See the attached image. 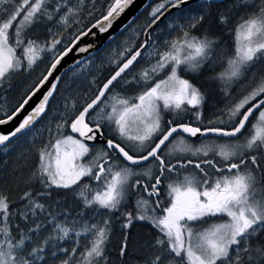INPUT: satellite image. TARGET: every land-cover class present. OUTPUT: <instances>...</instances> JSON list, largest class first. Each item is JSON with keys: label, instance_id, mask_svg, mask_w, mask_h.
Here are the masks:
<instances>
[{"label": "snow or ice", "instance_id": "obj_1", "mask_svg": "<svg viewBox=\"0 0 264 264\" xmlns=\"http://www.w3.org/2000/svg\"><path fill=\"white\" fill-rule=\"evenodd\" d=\"M83 2L75 0L73 5L66 0H0V93L6 85L11 87L15 73L31 72L42 54H51L48 66L24 88L14 107L9 108L6 96L0 94V125L25 113L11 132L0 133L3 150H7L14 138L29 137L38 121L48 115L62 81V77L54 75L61 62L74 52H89L94 42L80 46L81 40L95 37L93 29L100 34L108 33L133 0H110L107 8L100 10L99 17L70 32L67 43L59 29L52 32L51 28L50 42L42 44L25 38L27 31L42 19L65 29L73 23L81 24ZM185 3L186 0H160L153 6L143 29L144 43L125 46L117 54L119 59L112 57L114 72L78 110L75 102L65 97L64 114L56 128L59 132L68 125L71 111L74 117L70 122L71 131L79 133L83 140L59 133L54 143L40 150L36 175L45 189H70L84 177L96 181L95 190L83 184L78 193L85 207L94 211H119L126 200L135 197V214L126 213L122 227L127 229L134 220H139L156 229L154 243L147 245L154 253L147 264H264V240L261 239L264 237V4L237 24L234 51L222 64L223 70L214 77L220 82L228 103L208 119V126L201 127L204 94L182 78L178 70L183 65L185 71L198 72L223 59L224 54L214 39L191 32L202 26L211 13L193 16L176 38L165 41L163 50L151 41V31L168 8H179ZM241 3L245 4L246 0ZM210 4L211 0H205L200 8L210 7ZM92 5L87 12L89 18L97 11L95 0ZM217 19L220 24L228 22L223 14ZM131 23L122 28L126 30ZM18 49H22L20 54ZM145 54L155 57V63L142 69L138 79L132 76L129 80L135 64L144 59ZM75 63L79 65L81 61ZM169 68L166 77L156 79ZM121 81L143 83L145 87L133 98L112 96V103H106L107 94ZM238 82L245 87L234 97L232 86ZM97 109L99 112L93 116ZM190 109L195 121L185 122ZM165 112L171 113V118L165 120ZM105 122L113 137L104 132ZM90 123L95 127H90ZM249 123L248 135L239 142ZM198 135L236 138V141L206 140L199 146L188 142L187 137ZM97 138L105 142V147L82 163L90 153L84 141ZM189 154L197 159L189 158ZM189 169L197 171H187ZM165 181L167 200L162 201ZM47 194L24 192L20 198L23 206L12 212L7 197L0 194V264H47V255L59 258L60 264L105 261L108 220L103 221V226L93 223L69 227L53 223V232L24 254L31 236L20 232L14 237L9 217L19 215L21 220L27 221L38 210L42 212L44 205L35 197ZM209 217L227 219L206 228L194 227L197 222L207 223ZM33 223L35 226L29 227V233L42 228L41 224ZM73 236L75 243L70 252L59 246ZM81 237L87 242L77 258ZM54 241L59 243H52ZM49 245L50 253L46 252ZM128 248L129 237L125 233L119 247L121 258L126 257ZM59 253L65 255L59 257ZM52 264H56L55 259Z\"/></svg>", "mask_w": 264, "mask_h": 264}, {"label": "trees", "instance_id": "obj_2", "mask_svg": "<svg viewBox=\"0 0 264 264\" xmlns=\"http://www.w3.org/2000/svg\"><path fill=\"white\" fill-rule=\"evenodd\" d=\"M66 2L75 5V0H66ZM160 0H153L147 7H145L139 15L132 21L131 25L123 30L114 39L109 41L103 46L97 53L88 56L81 61L79 65L74 66L66 74L62 76V81L59 86V91L56 93L55 99L52 101L48 115L42 118L35 125L32 134L25 138H14L8 145L7 150H3L0 147V194L7 197L9 202V211H18L23 206L21 196L24 192L39 193L44 191L49 193L47 195H37L35 198L39 203L44 205V210L37 211L35 216H29L28 220H21L19 215L10 216V224L13 230V236L17 237L20 232L31 236V240L27 242V248L24 250V254L31 250V247H35L40 244L45 238H47L53 232V223L65 224L69 227L76 225L82 227L85 224H97L103 226V221H109V233L108 240L105 244L106 260L101 261V264H147V261L154 253L147 245L154 243L157 232L152 225L145 221L134 220L133 223L127 228H123L122 225L126 223V213L132 212L135 214L134 208L135 197H132L124 202L119 211L108 212L103 209L93 210L92 208H86L84 201L80 199L78 193L80 187L83 184H88L92 189L97 185L93 180L88 177L82 178L78 185H74L70 189H45L39 182V177L36 175L39 166V152L40 150L50 142L53 143L55 139L59 138V133L64 136L71 135L76 137L71 131L70 122L74 118L72 112L68 113V125H65L62 129L56 130L55 126L59 122V118L64 114L65 110V97H68L70 102H75L76 109L78 110L84 103L86 98H91L96 93L97 88L109 78L114 72L115 65L111 61L112 56L116 52H120L124 48L122 40L126 38V34L132 28L138 29L137 36L131 41L130 45L139 46L143 42V29L146 27L150 17L149 13L152 7L158 4ZM205 2V1H204ZM201 2V3H204ZM110 0H95V15L91 18L88 17L87 12L92 9V0H84L83 10L81 15L83 21L81 24H72L71 27L65 29L62 26H57L53 22L47 20H41L34 24L30 30L27 31L25 38L38 40L39 42L46 43L52 39V34L49 32V28L52 32H57L63 35L65 43H67L70 32L78 27H82L83 24H89L91 20L99 17L100 10L107 8ZM201 3H196L182 9L177 10L168 17H166L151 33V41H154L159 50L165 48V41L176 38L180 34L182 26L186 25L193 16L203 13L208 15V19L202 26L197 29H192V35L203 36L209 35V38L214 39L219 44H232L233 32L237 21L258 11L261 4H264V0H246L245 4L241 3V0H215L211 1L210 7L200 8ZM227 17L228 22L220 24L218 17L220 15ZM59 38V36H57ZM122 45V47H121ZM130 46V47H131ZM61 47V46H58ZM152 48L149 47L148 51ZM22 49H18V54ZM51 59L50 53L42 54V59L38 61V65L34 67L31 72L20 71L15 73L11 79V87L5 86L3 94L6 96L7 104L9 108L16 105L21 92L24 88L34 81L39 74L48 66ZM155 57H149L145 54V58L139 60L134 66V71L128 77L129 80L132 76L139 78L138 74L142 69L149 67L151 63H155ZM169 72V69H165L156 79L163 78L165 74ZM199 72H189L185 74V78L192 81L193 84L199 85ZM69 85L71 88L69 89ZM144 84H137L135 82L128 84L124 81L116 84L114 88L107 94L108 99L110 96H119L132 98L137 96L143 89ZM99 109L92 113L97 114ZM192 121V120H190ZM185 122H188L186 120ZM104 126L103 130H105ZM51 129V131H49ZM103 148V147H102ZM174 160V159H173ZM194 171V169H191ZM135 177H133L134 180ZM166 193L165 185L162 186V195ZM91 195V193L89 194ZM161 199V197H160ZM155 200V198H154ZM132 203V204H131ZM49 221H52L50 223ZM41 224L42 228L36 233H29V227H34V223ZM17 229L20 231L18 232ZM125 233L129 237V248L126 257L121 258L119 255V247L124 240ZM264 240V237H261ZM86 239L81 237L77 258L79 252H82L86 245ZM59 243V242H52ZM75 237L66 240L59 244L71 251L74 246ZM51 245L46 248V252L50 253ZM64 253H59V257H63ZM55 259L56 264H60L59 258L46 256L47 264H52ZM43 264V262H41ZM75 264V262H74Z\"/></svg>", "mask_w": 264, "mask_h": 264}, {"label": "water", "instance_id": "obj_3", "mask_svg": "<svg viewBox=\"0 0 264 264\" xmlns=\"http://www.w3.org/2000/svg\"><path fill=\"white\" fill-rule=\"evenodd\" d=\"M153 0H133V3L125 10L124 13L121 14V16L117 19V21L113 24L112 28L109 30L108 33L100 34L97 30L93 29V31L96 33L95 37L89 36L85 37L81 40L80 46H85L90 43L94 42V47L90 49L89 52L86 53H78L74 52L70 54L68 57H66L62 62L61 65L58 67L57 72L54 75H58L62 77L64 74H66L69 70H71L74 66L77 64L75 61L79 60L82 61L88 56H91L95 53H97L105 44H107L109 41L114 39L117 35H119L124 29L122 26H125L128 24L129 21H133L137 15L140 14V12L149 5ZM205 0H186V3L181 5L179 8H168V10L165 12V15L161 18V20L158 22V24L154 27V30L156 27L169 15L176 12L179 9H182L184 7L204 2ZM215 1V0H211ZM152 30L151 33L154 31ZM111 37V39H109ZM145 32L143 35V42L145 41ZM141 43V44H142ZM151 43V41H150ZM34 103V101H33ZM32 105L30 104L28 107L30 108ZM27 111V109L25 110ZM25 113H21L20 116L16 117L15 120L12 122L6 124V125H0V133H9L11 132L14 127L19 123V121L23 118V115ZM90 127H95V125H89ZM76 138L83 140V137H80L79 133H74ZM185 135V134H182ZM192 142L199 141L205 137L196 136V137H187ZM221 138H227V139H233L228 137H221ZM89 145V147L100 145L102 147H105V142L97 138L95 141H84Z\"/></svg>", "mask_w": 264, "mask_h": 264}, {"label": "flooded vegetation", "instance_id": "obj_4", "mask_svg": "<svg viewBox=\"0 0 264 264\" xmlns=\"http://www.w3.org/2000/svg\"><path fill=\"white\" fill-rule=\"evenodd\" d=\"M222 64H224V61H221V63L213 64L212 67H209V66L202 67L199 70L200 71L199 72V76H198V77H200L199 78V85L193 84L192 81H190L187 78L195 87H197L204 94V97H205V100H204V103H203V106H202V114H203L204 124L201 125V127L208 126V123H207L208 119L209 118H213L214 114L217 113L218 110L224 109L225 106L228 103V97H226L224 92L222 91V87H221L220 82L214 79L216 74L223 70ZM244 87H245V84L244 83H240V82H238L237 84L233 85L232 86V95L234 97L238 96L241 93V91L243 90ZM133 97H135V96H133ZM192 111L193 110H191V109L189 110L188 119H187L188 121L189 120L195 121V117L192 115ZM171 115H172L171 113L165 112L164 113L165 120L171 118ZM90 125H94V123H90ZM104 126H106V128L104 130L106 135H108L109 137H113L114 133L108 131V127H109L108 124L107 125L104 124ZM250 129H251V123H249L247 125L246 129L243 132V135L240 136L239 142H243L244 138L248 135V131ZM117 139H118V137H117ZM187 140L189 142H192L188 138H187ZM206 140L207 141L216 140L218 142L223 143L225 141L235 142L236 138L227 139V138L209 136V137H205V138L199 140L198 143H202V142H204ZM97 146H100V145H97ZM93 147H95V146H93ZM165 151H167V149ZM201 158H203V157H201ZM216 159H219V157H216ZM190 170L191 169H189L187 171H190ZM194 171H197V170L194 169ZM134 179H136V178H134ZM166 184H167V181H165V188H166ZM152 199L154 201V198H152ZM134 200H135V198H134ZM161 200L162 201H166L167 200L166 193L164 195H161ZM135 208H134V210H135ZM206 219H207V223L197 222L196 224H200V225H203V226H208L209 224L216 223V222H221L223 220H226L227 217H209V218H206Z\"/></svg>", "mask_w": 264, "mask_h": 264}, {"label": "rangeland", "instance_id": "obj_5", "mask_svg": "<svg viewBox=\"0 0 264 264\" xmlns=\"http://www.w3.org/2000/svg\"><path fill=\"white\" fill-rule=\"evenodd\" d=\"M250 15V14H249ZM248 16V15H247ZM247 16L246 17H242V18H247ZM242 18H240L238 21H237V23H236V26H237V24L241 21V19ZM236 26H235V28H236ZM137 34H138V29L137 28H132L131 30H129L128 32H127V36H126V38H124L123 40H122V44L124 45V47L125 46H131L130 45V43H131V41L137 36ZM217 44L219 45V51L220 52H222L223 54H224V56H223V59H221V60H217V61H215V63L214 64H217V63H221V61H224V64L226 63V59H227V56H229V55H231L232 53H233V51H234V45H235V30H234V32H233V43L232 44H228L227 45V43L226 44H219L218 42H217ZM121 47H122V45H121ZM122 50V49H121ZM152 51V49L149 51V52H151ZM119 52H116L115 54H114V56L116 57V59H119V56L117 55ZM113 57V56H112ZM111 61H112V58H111ZM113 62V61H112ZM169 71H170V68H169ZM190 71H185L184 70V66L183 65H181V67H180V69L178 70V74L182 77V78H184V79H187V78H185V74H187V73H189ZM162 73V72H161ZM160 73V74H161ZM168 74V73H167ZM167 74H165L164 75V77H166V75ZM163 77V78H164ZM188 80V79H187ZM115 96V95H114ZM111 97L112 96H110V98L109 99H107L106 100V103H112V100H111ZM97 114H94L93 116H96ZM104 124H106L107 125V122H105ZM55 129H56V126H55ZM57 130V129H56ZM74 138H76V137H74ZM55 142V141H54ZM53 142V143H54ZM189 142V141H188ZM189 143H191L193 146H199L201 143H196V142H189ZM90 148V153H89V155L88 156H86V157H84L83 158V160L81 161L82 163H84V162H87V161H89V160H91L95 155H96V153L97 152H99L100 151V149H102V147L101 146H95V147H89ZM189 158H191V159H197V157H192V156H190V154H189ZM173 159H175V157H173ZM191 171V170H190ZM191 172H193V171H191ZM96 182V181H95ZM97 183V182H96ZM96 187H97V185L93 188L94 190L96 189ZM216 223H218V222H216ZM211 224H209L208 226H203V225H200V224H195L194 225V227H196V228H206V227H209Z\"/></svg>", "mask_w": 264, "mask_h": 264}, {"label": "bare ground", "instance_id": "obj_6", "mask_svg": "<svg viewBox=\"0 0 264 264\" xmlns=\"http://www.w3.org/2000/svg\"><path fill=\"white\" fill-rule=\"evenodd\" d=\"M196 142H198V141H196Z\"/></svg>", "mask_w": 264, "mask_h": 264}]
</instances>
